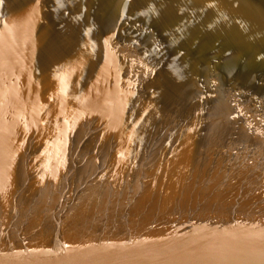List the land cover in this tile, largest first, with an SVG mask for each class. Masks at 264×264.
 I'll return each instance as SVG.
<instances>
[{
    "label": "water",
    "instance_id": "obj_1",
    "mask_svg": "<svg viewBox=\"0 0 264 264\" xmlns=\"http://www.w3.org/2000/svg\"><path fill=\"white\" fill-rule=\"evenodd\" d=\"M9 1L0 7V264H264V64H244L251 75L239 69L242 74L229 79L222 67L229 92L209 105L188 102L167 85L157 87L147 72L140 74L136 97L145 105L130 100L116 125L110 114L117 108L105 89L75 85L103 84L109 76L93 63L73 69L69 60L79 51L56 61L64 65L56 75L65 74L67 84H49L53 63L43 52L61 33L75 39V32L87 33L92 19L108 13L106 0H89L86 10L82 0ZM160 1L159 9L181 20L200 10L195 14L207 17L193 54L179 58L184 62L195 58L204 67L196 56L206 54L211 33L220 49L247 39L244 27L240 33L226 26L208 33L205 12L227 0H196L197 8L189 6L195 0ZM252 1L257 5L251 12L264 17V2H246ZM72 5L79 12L70 11ZM115 31L128 37L121 28ZM111 33L106 24L89 36L98 42L100 34L104 39ZM253 42L264 53V36ZM166 57L159 62H175ZM181 64L174 77L192 87L197 77ZM250 79L260 82L258 90L245 92ZM65 99H74L76 108ZM49 113L59 116L49 122V137L48 128L39 132L28 125L38 117L41 128ZM120 124H126L123 130ZM42 141L49 151L39 147ZM76 186L77 196L69 200Z\"/></svg>",
    "mask_w": 264,
    "mask_h": 264
},
{
    "label": "bare ground",
    "instance_id": "obj_2",
    "mask_svg": "<svg viewBox=\"0 0 264 264\" xmlns=\"http://www.w3.org/2000/svg\"><path fill=\"white\" fill-rule=\"evenodd\" d=\"M38 1L40 0H36V2ZM90 1L95 3L96 0ZM214 1L215 4H220L221 0ZM237 1L239 2L238 4H231L227 0L226 6L222 8L219 7L218 9L210 8L207 12L203 9L209 16L208 18H210V23L208 24L207 22L208 26L206 29L208 33L209 31L225 29L224 26H226L227 29L230 27L239 28L237 31L238 33L246 29L247 39L237 38L235 42L230 44V48L220 49L217 45H213L214 43L218 44L217 39L213 38L215 35L212 33L207 35L206 40L208 45L203 46L206 49V54L204 56H196L199 59L202 58L201 63L204 67L201 69V66L198 65V61H196L195 58H192L193 61L188 60L186 62L179 59L180 57L188 59V57L193 54V46L201 40V37L198 36V32L203 26V21H207V17L204 13L195 14L202 12L201 10L193 14L184 13L183 17L187 16V18L181 20L179 19L180 14L177 15V13H173L171 10H168V8L163 10L159 9L161 6L160 0H106V3L104 2V9H108V13H102L98 17L92 19L91 22H89L90 24L87 25L92 28L86 29L85 31L87 33L83 34V31H80L81 34H78V31L77 33L75 32L74 36L78 37V39H75L71 34L66 36L61 33L62 38L58 39L57 43L52 39L49 40V49L44 48L43 51L44 53L49 51V64H55L54 67L53 64L49 65V84L55 82L57 85L64 87L67 84L66 76H64L65 74L63 73H58L56 75V70L62 69L60 66L62 64L56 61H67L69 54L74 56L79 53V51H82L80 56L75 55V57L69 60L71 61L70 63L73 64L71 67L73 69H79L83 66L91 67L90 63H93L94 67H99L104 77L108 75L109 78H105L106 80L103 82V84L107 86H104L96 80L83 81V83L77 80L75 85L78 88L91 86L92 88L99 87L105 89L104 94H107L106 100L111 101L110 103L117 108V110L113 109L110 114V116H112L110 120L113 124H116V117L120 113V108L127 109L130 100H132L134 105H145V102H142L143 99H138V97H136L139 92L136 87V82L139 80L140 74L146 72L147 79L150 81L153 80L157 87L167 85V87H164L165 89L171 87L176 93H180L182 98L188 102L200 100L209 105L211 101L217 97H227L226 94L229 92L222 79V76H224L221 71L222 67H224L226 77L229 79L230 75L235 74V72L237 75H241L242 73L240 72H246L248 76L251 75L249 70H245V65H253L259 60L260 62L258 63L264 64L263 50L256 49L258 45L253 42V40H258L264 36V29L262 26L264 17L259 16V13L256 11L251 12V9L255 8L257 5L256 1L250 3H247V0ZM259 1L262 3L264 2V0ZM8 2L10 3L9 0H0V7H4ZM83 2V0L80 1L82 6L81 10H86L89 0H85V4H83ZM32 3L35 4V1H32ZM40 6H44V4ZM189 6H192V8L193 6L196 8L200 7L196 0L190 3ZM72 9L78 11L73 5L70 6V11ZM133 12H136V14L134 16L130 15ZM190 15H193V20L189 19L188 16ZM198 21L200 23H198ZM106 24L113 33L105 36L104 39L102 34H100L98 42L91 40L92 38L90 36L93 35L95 28L102 25L106 26ZM209 26L213 27V29L210 30ZM116 28L124 30L128 37L122 36L119 38V33L116 34L115 31ZM89 34L91 35L89 36ZM82 37L89 39H87V41H82L84 43L79 42V40H83ZM167 38L169 39L168 41H166ZM103 51H105L106 56H104V54L101 58H93V56H91L92 53H103ZM85 52L87 55L83 54ZM166 53L169 54V57L176 58L174 59L175 62L169 61L172 62L173 66H167V61L163 63L159 62V60L167 59ZM251 56L257 58L250 62ZM89 58H91V60ZM179 64H181V67H184L189 77L192 73L197 77L198 82H194L192 87H190L191 85L188 81L183 80L181 77H174V75H176L175 72H177L176 67L179 66ZM239 69L241 70L240 72ZM254 70L255 69L252 68V71ZM252 74L255 76L256 72ZM170 75H172V77ZM75 77L78 78V75ZM259 84L260 82H255L253 79H250V83L246 81L243 86L245 92H248L258 90ZM153 100L156 99H150L148 103H150V105L155 104ZM73 101L65 99V104L76 108L75 102ZM139 110H142L141 107ZM58 111H55V113L59 115ZM56 114L49 113L46 118L48 119L46 125H42L41 128L39 127L38 117L30 118L28 125L31 124L32 127L39 132H42L41 129L44 130L45 127L48 128L47 135L49 137V122L52 125L58 121L59 116ZM147 114H150V112L147 110L144 111V115ZM136 115H139V113L137 112ZM124 125L126 124H120V130H123ZM61 139L62 137L58 138L59 141H61ZM39 144V147L44 145L43 141L39 142ZM48 144L49 143L46 142L42 149L49 151ZM186 157L190 156L186 155ZM187 161L188 159L186 158V162ZM57 187L63 188V182L57 183ZM77 189V186L73 188L72 193L69 194V200L77 196ZM59 193L60 192H58L56 196L59 195ZM52 208H54V202ZM52 208H49V214ZM224 208L228 209L230 206L225 204Z\"/></svg>",
    "mask_w": 264,
    "mask_h": 264
}]
</instances>
